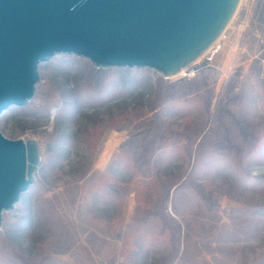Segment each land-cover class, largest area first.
Segmentation results:
<instances>
[{
    "label": "rangeland",
    "instance_id": "obj_1",
    "mask_svg": "<svg viewBox=\"0 0 264 264\" xmlns=\"http://www.w3.org/2000/svg\"><path fill=\"white\" fill-rule=\"evenodd\" d=\"M261 21L264 0H241L213 49L172 78L147 68L100 69L69 54L41 63L33 100L0 115V132L36 139L42 158L33 184L3 214L0 264H264ZM160 122L170 131L155 140L152 174L130 189L153 183L160 169L190 174L197 190L177 188L164 209L182 224L180 240L169 231L159 236L156 195L150 210L157 216L144 215L134 190L117 203L103 198L97 182L120 172L130 134L150 139ZM248 126L261 129L251 149ZM201 131L208 133L195 161Z\"/></svg>",
    "mask_w": 264,
    "mask_h": 264
},
{
    "label": "water",
    "instance_id": "obj_2",
    "mask_svg": "<svg viewBox=\"0 0 264 264\" xmlns=\"http://www.w3.org/2000/svg\"><path fill=\"white\" fill-rule=\"evenodd\" d=\"M241 0H0V115L35 97L40 64L69 54L96 68L181 74L211 51ZM34 138L0 132V230L36 178Z\"/></svg>",
    "mask_w": 264,
    "mask_h": 264
},
{
    "label": "trees",
    "instance_id": "obj_3",
    "mask_svg": "<svg viewBox=\"0 0 264 264\" xmlns=\"http://www.w3.org/2000/svg\"><path fill=\"white\" fill-rule=\"evenodd\" d=\"M101 69V68H100ZM97 69V70H100ZM103 70V69H102ZM222 112L229 113L228 109L223 108ZM155 130H153V127L151 130H153L150 134V139H147L144 135L145 133L141 130H137L130 134V136L122 143L120 147V154L118 155V167L120 172L117 173L115 177H111L110 175H107L109 179H105L106 175L101 176L97 179V182L99 184V187L104 190V194L102 197L110 201L120 202L123 200L124 196H127L131 192V190H134L137 199V204L142 205L141 213L139 212L140 209L137 211L140 214L145 215V213L149 215L157 216L156 211H151L150 206L152 204V198L156 195L157 200H162L160 204L161 208V219L163 220V230L161 231L159 236H164V234L169 231V234L174 237V235H178V239H181V236L183 234V226L182 224L177 221L174 218L169 217L167 214L164 213V209H166L168 202L171 200V191L174 187L179 188H186L190 187L194 190H197V186L194 185L192 182H190V174H187L183 176L182 174L178 176L169 175L167 173H164L161 169L156 172L155 178L153 179V183H149L146 185L141 184V188L139 190L136 189H130V184L135 179H143L145 177H150L152 174V167H153V156L155 154V151L157 148H154L155 140L158 138H161L163 141L166 139V135L164 132L169 129L165 127L166 130L163 129L162 123L155 125ZM163 130V133H162ZM170 131V130H169ZM245 135H249V139H247L246 142L250 143V149L255 148L259 142L260 139L256 136L259 135V132L261 133V129L259 128L256 130L255 128H252V126H248L244 128L243 130ZM161 132V133H160ZM208 132H200V135L202 134V137L199 142L196 143V149L194 150V160H197V152L200 148V144H202L203 138L206 136ZM249 133V134H247ZM250 133L252 135H250ZM159 134L160 137L158 136ZM144 136V138L141 139V136ZM142 136V137H143ZM138 139H141L142 141L139 142ZM194 144L189 145V153L192 155V146ZM164 145H159L158 148H162ZM153 151V152H152ZM249 151V150H248ZM119 175V176H118ZM124 176L128 178V180L125 182L127 184V187L122 186L123 181L121 180ZM124 188V191H123ZM136 188V187H135ZM156 188H159V192ZM142 198H145V200H140ZM140 207V206H139ZM154 207V206H153ZM156 209V207H155ZM170 222V224H168ZM171 240V239H170ZM180 248V247H179ZM185 248V247H184ZM178 249L177 251H180Z\"/></svg>",
    "mask_w": 264,
    "mask_h": 264
},
{
    "label": "crops",
    "instance_id": "obj_4",
    "mask_svg": "<svg viewBox=\"0 0 264 264\" xmlns=\"http://www.w3.org/2000/svg\"><path fill=\"white\" fill-rule=\"evenodd\" d=\"M260 25H261V26H264V21H261ZM175 191H176V187H174V188L172 189V191H171L170 205H173V194H174ZM134 195H135V194H134ZM134 198H135V196H134ZM142 205H143V204H142ZM142 205H138L137 202H136V200H135V205H134V206L139 207V206H142ZM149 246H150V247H153V245L148 244V245H147V248H148Z\"/></svg>",
    "mask_w": 264,
    "mask_h": 264
},
{
    "label": "bare ground",
    "instance_id": "obj_5",
    "mask_svg": "<svg viewBox=\"0 0 264 264\" xmlns=\"http://www.w3.org/2000/svg\"><path fill=\"white\" fill-rule=\"evenodd\" d=\"M181 74H182V75L186 74V70H183V71L181 72ZM181 74H180V75H181Z\"/></svg>",
    "mask_w": 264,
    "mask_h": 264
}]
</instances>
